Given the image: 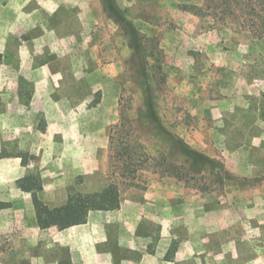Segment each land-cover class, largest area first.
Instances as JSON below:
<instances>
[{
  "label": "rangeland",
  "instance_id": "rangeland-1",
  "mask_svg": "<svg viewBox=\"0 0 264 264\" xmlns=\"http://www.w3.org/2000/svg\"><path fill=\"white\" fill-rule=\"evenodd\" d=\"M116 3L138 48L100 0H0V264H264V0ZM109 153L120 208L41 229L19 177L60 206Z\"/></svg>",
  "mask_w": 264,
  "mask_h": 264
},
{
  "label": "trees",
  "instance_id": "trees-1",
  "mask_svg": "<svg viewBox=\"0 0 264 264\" xmlns=\"http://www.w3.org/2000/svg\"><path fill=\"white\" fill-rule=\"evenodd\" d=\"M102 9L107 17L124 26L127 34L130 36L133 47L138 48L140 41L139 31L133 23L128 20L121 9L118 7L116 0H100ZM111 137V145H112ZM8 154L0 153V158L7 157ZM21 158L24 166L28 165V156L26 154L15 155ZM213 160V159H210ZM116 161L114 155H108V183L99 191L94 192H76L68 195L66 202L60 206H50L39 197V191L43 188V182L39 174L32 173L25 175L17 180V185L32 195L35 219L41 229L50 228L56 225H79L87 222L88 216L93 211L116 210L121 205V190L116 178ZM220 169L225 170L223 165ZM228 172V171H226ZM228 176L233 180L238 188H245L251 185H245L244 182L251 179L237 177L228 172ZM257 181L258 178L252 179ZM8 203L0 201V209L8 207Z\"/></svg>",
  "mask_w": 264,
  "mask_h": 264
},
{
  "label": "crops",
  "instance_id": "crops-1",
  "mask_svg": "<svg viewBox=\"0 0 264 264\" xmlns=\"http://www.w3.org/2000/svg\"><path fill=\"white\" fill-rule=\"evenodd\" d=\"M38 81L39 82H45V81H47V82H53L54 81V77H53V75H50V74H44V75H41V78L40 79H38ZM44 88H46V85H44V84H41V89H40V91H37V93H41V90H44ZM38 96V95H37ZM48 112V114H49V110L47 111ZM58 127L55 125V126H52V124H51V122L49 123V126H48V128H47V130H48V132L50 133L52 130H55V129H57ZM20 178V177H19ZM120 208V207H119ZM94 212V211H93ZM92 213V212H91ZM90 213V214H91ZM89 214V215H90ZM89 217V216H88ZM35 221H36V219H35ZM87 221H88V219H87ZM37 224V223H36ZM85 224V223H84ZM84 224H79V225H73V227L74 226H81V225H84Z\"/></svg>",
  "mask_w": 264,
  "mask_h": 264
}]
</instances>
